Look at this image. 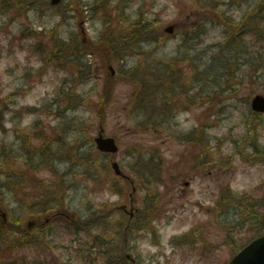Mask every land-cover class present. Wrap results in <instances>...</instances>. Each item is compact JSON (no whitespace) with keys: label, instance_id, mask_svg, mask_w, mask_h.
<instances>
[{"label":"rangeland","instance_id":"1","mask_svg":"<svg viewBox=\"0 0 264 264\" xmlns=\"http://www.w3.org/2000/svg\"><path fill=\"white\" fill-rule=\"evenodd\" d=\"M260 1L65 0L63 13L54 9L49 0H0V8L10 9L0 12V105L4 106L5 117L2 121L6 128L0 129V152L3 145L15 142L25 132L26 156L29 145L42 142L32 138L37 130L52 132V128H59L60 134H65L69 142H73L74 149L77 148L81 155H88V160L79 165L75 163L72 166L73 161L58 165L61 172L68 170L67 180L73 184L67 192L69 209L78 212L83 221H92L97 209L105 213L112 206L124 203L129 190L125 181L119 184L123 193H117L110 185H103L105 178H114V173L98 183L92 180L94 175L103 177L109 163L108 155H100L92 147L93 137L100 127V120L94 113V104L100 98L103 82L110 71L109 65L113 66L121 82L117 86L119 102L112 109L113 115L108 119L105 134L113 135L118 140L120 138L122 148L116 157L127 163L129 158L125 153L128 148L122 142L128 138V130L122 128L124 119L119 115L120 111L116 113L117 106L121 107L133 91L131 84L126 82V71L140 60L158 62L184 58L181 62L184 67H200L197 78L201 82L194 84L191 98L194 102L200 101L201 105L180 112L177 120L191 133L201 119L212 122V126L205 130L210 141L212 160L210 165L200 167L199 173H195L198 168H190L194 160L201 156V150L193 143L181 142L174 137V141L162 145L168 163L175 164L177 171L178 168L183 171L187 167L189 175L195 176L187 178L190 186L183 183L182 194L176 189L169 191L161 186L162 200L171 199L164 207L167 210H163L152 222L148 219L138 221L141 225H134L127 241L128 249L138 264L226 263L235 250L226 245L225 232L220 226L222 224L211 217L207 208L213 206V199L223 182H229L237 193L249 191L254 197L264 198V185L259 186L264 180V164L247 161L238 153L242 149L245 119L250 110L246 97L264 92V83L249 74L251 70L247 65V56L233 57L230 51L223 49L222 44L230 23L223 20L217 9L227 10L235 20H239L250 2ZM133 24L134 27L130 29ZM170 24L176 25V30L171 34L165 30ZM35 29L47 31L39 34L34 32ZM120 29H130L132 34L120 32ZM50 30H57L66 48L69 45L73 47L75 43L70 52L73 54L76 50L75 57L82 37L88 41L80 45L88 51L79 56L80 72L76 71L72 63V66L54 63L47 69L39 70L44 64L41 47L50 49L53 46ZM151 31V40L134 43V33L146 34ZM246 38L251 39V36L247 34ZM231 67L242 83L238 84L234 76L227 81L233 87L225 89ZM216 74L223 81L222 85L214 82ZM62 84L82 94L83 103L66 109L60 116L54 115L53 111H61L67 105L59 98ZM22 86L25 92L12 95ZM42 107L51 112H45ZM253 135V132L247 133L248 138ZM261 140L264 142V120ZM134 141L138 143L136 136ZM35 173L43 179L54 178L46 166L38 168ZM142 194L143 191L139 190L136 206L141 207ZM15 198L12 193H7V200L12 201L10 207L15 216H28L30 213L25 212ZM199 204L204 207H199ZM105 216L102 214L99 218L106 226L120 225L124 221L121 213L114 214L110 219ZM233 218L230 216L228 220ZM63 226L56 222L46 229L47 239L52 238V244L60 243L59 248L51 247L53 251H49L53 260L45 259V255H38L28 248L19 251L20 254L28 255L29 262L36 258L60 264L73 257V262L79 263L76 252H73L77 245L71 242L69 230ZM193 227H197L195 229L200 234L196 246L171 242ZM244 228L236 236L235 243L238 246L253 235H258L255 233L256 225L249 230ZM205 239L215 247L213 250L205 248Z\"/></svg>","mask_w":264,"mask_h":264},{"label":"trees","instance_id":"2","mask_svg":"<svg viewBox=\"0 0 264 264\" xmlns=\"http://www.w3.org/2000/svg\"><path fill=\"white\" fill-rule=\"evenodd\" d=\"M261 40H264V35L262 38H259ZM254 48V45H252ZM263 51L264 53V43L261 45L260 49L256 50L254 48L252 56H254V58H258L259 54ZM128 75L132 76L131 81H133L135 90H134V97H135V102H136V107H135V111L137 113H142L143 114V118L138 119L134 128H132L133 132L136 134H142V132H140L141 129H146V130H150V129H157V126L162 125L163 124V118L161 117V113H162V109L157 108V96H156V92H155V88L157 89V81H156V77L152 72V69H148L147 66H144L142 62H139L134 69H130L128 70ZM172 78V75H163L161 77H159L158 79V84L162 87L165 86L166 84H168L170 82V79ZM111 82V84H110ZM108 82V87L107 90L105 91V93L103 94L102 100L100 102V104L97 106V111L98 113L101 115V117L103 119L107 118L108 115V105L111 102L112 99V92H113V88L115 86L116 83V79L115 78H111V81ZM165 106H163L164 111L167 110V107H169V105L172 103V97L165 96ZM105 100V103H103V101ZM174 105V104H173ZM173 107V106H172ZM158 109V110H157ZM158 113H157V111ZM172 117V114L170 116V119ZM143 136H145L144 134H142ZM146 139H149L150 141H153V137H151V135H147L145 136ZM57 186L60 187V189L62 190L64 188L63 185L61 184H56ZM51 188V186H47V189ZM230 192V191H228ZM229 201V203H232L236 206H240L242 207L243 204L241 201ZM145 211H152V207H148L147 210ZM252 212V211H251ZM99 218H94L93 219V223H97L99 222ZM19 228H22V225H18ZM118 229V227L116 228V230ZM117 233V232H116ZM114 235L111 233L109 234L108 232L104 231L102 234V237L99 239L98 243H96L94 246H91L89 249V253L86 252V250H84V258L86 257H93L92 262H94V264H109V262H107V260L109 258H111L112 255H114V253H111L109 251V242L111 240H115L116 237H113ZM100 236H95V238H98ZM23 242L25 243V237L23 238ZM119 254V252H118ZM124 259V256L121 255V261ZM120 260H118L117 262H113L111 264H117V263H121Z\"/></svg>","mask_w":264,"mask_h":264},{"label":"water","instance_id":"3","mask_svg":"<svg viewBox=\"0 0 264 264\" xmlns=\"http://www.w3.org/2000/svg\"><path fill=\"white\" fill-rule=\"evenodd\" d=\"M171 29L172 27L169 28V30ZM254 106L257 109H264V97L258 95L254 99ZM96 141L98 143L99 148L102 150L114 151L115 149H117V147L114 146L113 138H103L102 135H100L96 138ZM261 221L264 223V214L261 217ZM255 244L261 248H264V237L256 241ZM258 253L259 252H254L252 254L246 253L244 255L237 256L229 264H256V261L254 259L258 257ZM261 257H263V254L261 255Z\"/></svg>","mask_w":264,"mask_h":264}]
</instances>
